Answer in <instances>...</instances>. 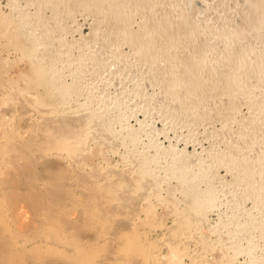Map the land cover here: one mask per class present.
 <instances>
[{"label": "bare ground", "instance_id": "1", "mask_svg": "<svg viewBox=\"0 0 264 264\" xmlns=\"http://www.w3.org/2000/svg\"><path fill=\"white\" fill-rule=\"evenodd\" d=\"M184 1L181 2L183 3L182 6L186 5L184 8H182L180 2L176 1L177 4H180L178 7H181V9L175 6L180 10L176 11V16L170 17L169 11L165 13L161 11V14H159V9L163 8L161 6L165 2L164 0H0V111H3V113L4 111L10 112L13 115L12 118L9 117L10 115L8 116L11 119L7 120L10 124L8 122L5 124L7 128L4 125V121L8 119L6 118L7 116L2 115L3 117L0 119V264H47L48 262L45 261L47 256H49L48 258L54 257L58 261V263L54 261V264H139L141 261L140 254L144 255L143 259L148 264H161L163 260L168 264H175L180 254H187V252H183L186 247L182 249V240L187 236H182L184 234L190 236L189 233L191 232L187 231L185 233L186 230H193L194 227L197 230L201 223L203 225V221L208 219L207 211L210 208H215L218 201L216 194L213 193V190H210L212 180L209 178L213 175L206 178L205 174L199 170L189 175L178 166L177 169H172L169 172L170 174L165 173V176H167L162 178L163 182L171 179L178 180V184L173 188L171 186L168 189H163L161 188V183L163 182L160 179L162 175L160 177L154 174L153 166H151L153 160L156 159V154L142 158L138 167L135 166L136 164L133 167L134 162L132 167L130 165L126 169L124 167L119 168L116 164L109 162L113 166L108 164L109 168L105 166L106 170L102 169L100 172L98 165L94 164V160L96 156L108 158L111 146L108 147L110 142L107 140L118 138L120 135L122 138L126 137L124 136L125 133L122 134L123 128L119 131L113 125L121 118L114 117L112 121H102V118L101 120L97 118L98 113L91 112L89 114L90 111L87 114L78 113L75 117L66 115L68 109L74 108V104L80 107L84 106L83 109L88 105L87 100L78 102L77 98L81 71L76 67L86 64L85 58L81 59L82 55L79 54L75 56L73 47L77 45L78 40L74 39L73 36L70 39V32L72 31L70 21H72L73 17L75 19V14H78V12L92 15L93 21L90 25L91 30L94 32L92 37L96 35L97 38L98 36L99 39L96 40L95 38V42L99 40L100 46L110 49L108 50L111 55L109 52L108 55L112 56V60L124 59L127 53L123 52V46H131L133 53H135L134 55H136L134 58L137 59V57L143 56L141 58L143 61L139 59L138 63L142 61L145 63L146 68H150L153 72L155 71L153 84L163 88L165 100L172 102L173 106L175 104L176 108H178L177 106L187 108L190 111L189 114L197 113V116L200 115V117L196 116L195 118H201V121L204 117L208 118L206 112L209 109V106L202 105L204 103H201V97L204 99L205 94L214 97L216 94H221L224 89L225 85L221 86L222 90L219 87L218 90L220 91L217 90V79L218 81L224 80L227 83L226 85L230 86H227L229 90H224L225 94H229V97L234 95L233 92L235 91L241 92L244 90L246 85L250 89V84H246L244 80V82L242 81L243 75L252 72L250 74H257L258 79L259 77L260 80L261 78L264 79V51L262 49L263 53L260 56L256 55L258 58L253 57L254 59L252 60L248 59L249 56L246 58V51L242 50L239 55L237 54L238 56L236 55V59L231 60L232 64L225 71L219 69L221 67L214 62V59L212 61L216 64H206L208 58L205 59L203 57L210 51L206 52L209 48L206 47V42V45L202 43L205 40L203 39L202 41L201 38L204 36L203 34L206 35L208 33L217 37L216 34L220 31L214 26L215 29H209V23L201 24L199 22L200 24H195L199 19L195 20V23L193 22L196 18L192 15L193 13L189 14V7L186 4L187 2L184 4ZM262 1L260 3L259 0H247L248 5L246 4V6L249 7L243 9V12L241 10L242 14L239 16H242L245 21H252L254 20L253 18L259 17L257 12L260 10H263L262 14L261 11L259 12L260 15H263L264 0ZM170 5L174 6L175 4ZM138 18L139 21H137ZM232 19L234 20L232 29L228 21L229 29H227L229 31L225 30L226 32L224 33L227 35L231 30L232 37H234V40H231L233 42L238 40L241 32H246L242 30L247 27L241 28V31H239L240 25L237 26L236 20ZM259 20H261L259 22L264 24V17L259 18ZM136 22L139 24H136ZM256 22H258V18ZM191 23L193 26L190 27ZM254 23L253 21L250 25H253L257 31L255 27L257 23L256 25ZM134 24L138 25V27L135 28ZM261 24L258 30L261 29ZM200 26L201 28L204 27L203 30H201ZM102 27H105V29ZM205 28L206 30H204ZM224 28L222 25V30ZM236 28L239 29L233 31ZM262 29H264L263 26ZM186 31H191L194 35L190 34V32L186 34ZM211 34L208 35L211 36ZM220 35L218 34V39ZM262 35H258L259 39L260 37L262 38ZM189 36L191 40L193 39L192 42H190ZM214 37L211 39L213 40ZM207 38L209 37L207 36ZM177 40L181 41L182 44L187 40V43H197L199 46L193 44L195 46L194 49L190 50L188 48V50L187 46H184L185 43L183 47L180 42L178 45ZM262 40L264 41V38ZM87 41L89 42V40ZM231 41L229 40V42ZM84 43V45L79 43L78 47L83 45L81 49L89 48L87 43ZM233 44L235 45L236 42ZM228 45L233 46L231 43ZM171 47L172 49L174 47L175 51ZM170 49L172 50L171 53H169ZM91 50L93 51L94 49ZM227 50L226 52L230 54ZM253 52L257 54L256 51L253 50ZM228 54L225 59L230 60L234 55L229 56ZM232 54H235V52ZM253 54L250 53L252 56ZM198 57L199 61L197 60ZM77 58L80 61L77 60L79 63L75 67L77 70H73L72 65ZM91 58H94V56ZM87 59L89 60V56ZM204 59L206 62H204ZM97 60L99 61L98 58L91 61L98 62ZM122 61L124 63L127 59ZM174 64H178L177 66L180 69H177ZM223 64L220 65L223 66ZM141 66H144V64ZM205 66L208 67L207 70H210L208 77L203 76ZM84 72L86 75V71ZM156 73L159 74L157 75ZM70 77L71 79H69ZM213 82L216 83L213 84ZM261 83L263 85L264 82ZM218 84L221 83L219 82ZM227 87L226 89H228ZM198 99L202 108H200L201 106L199 107V104L195 105ZM209 102L206 103L209 104ZM115 105L116 103L112 107ZM79 106L78 109L80 111ZM226 106L228 107L225 110L222 109V113H226L229 108L233 112L236 107L233 103L230 106L229 104ZM260 108L264 110V104ZM187 109L185 110L187 111ZM178 110L181 109L178 108ZM178 110L176 111L178 112ZM185 110L184 112H186ZM48 112L51 114H48ZM220 113H218V116ZM97 119L99 121L98 125L101 123L103 126L98 140L95 137L97 134L95 136L92 134L94 130L91 127L93 124L95 126L98 123ZM30 127H32L31 131H29ZM34 127L35 129H33ZM91 134L96 139L93 147H91L92 143H89V138L90 141L92 138ZM128 135L130 136L129 144L131 146L138 142V138L131 136V134ZM253 135L256 138L260 137V134L258 136L255 130L252 132ZM129 157L132 158L130 155ZM181 158L178 153H175L174 163ZM239 160V158L229 160L224 157L221 161L226 165V171L232 173V175L247 177L251 173L250 166L238 168ZM75 161L77 162L75 163ZM89 163L94 166L90 167ZM167 170L169 171V169ZM99 172L102 173L101 176H98ZM204 182L207 183V186L203 189L201 186ZM159 185L161 189H159ZM71 186H74L78 192L77 195L74 194L75 192ZM174 188L175 190H173ZM255 188L257 194H254V197L256 198V195L259 196L262 186L259 188L256 186ZM251 189L254 188L252 187ZM251 189L250 192L252 191ZM164 190L167 196L162 195ZM177 190L183 194L181 201H178V198L175 199L176 194L174 193ZM153 197L158 198V204L152 201ZM259 198L262 201L261 195ZM140 200H143L142 202H145V204L139 205L138 202ZM182 202L183 206L180 205ZM141 212L145 214L144 218L141 217ZM41 215L42 217H40ZM169 219L171 220V225H169ZM115 222L124 226L131 224L134 227L132 226L129 229V225V228L125 229L127 228L125 226L124 230H128L127 233L122 232V229L115 232L113 230ZM143 225H150L153 228L159 227L160 229L163 226L170 228L168 232L170 234H167L165 239L168 249L167 255L163 254V256H160V254L154 252L155 244L153 245V242L142 243L139 240L137 227L140 228L139 226ZM213 227L216 229L215 226ZM213 227H209L210 229L206 230L204 228L196 231V233L201 235L200 237L203 238V241L208 240L212 230L213 232H218V229L214 231ZM91 234H93L94 238H92ZM94 234L97 236L95 237ZM119 242L124 243L123 247L126 248L127 253L116 258L111 256V254H113V248L116 243L118 244ZM211 246L214 247L213 244ZM212 249L214 250V248ZM226 249L233 252H231L233 258L244 252L240 244L227 246ZM101 250V254L104 253L103 257L104 255L106 257L98 256ZM221 250L223 251V249ZM227 251L225 250L224 252L227 253ZM97 256L98 259L96 258ZM225 257L227 259L228 255ZM256 260V256L251 254L249 259L245 260L246 262H242V264H254ZM195 264L199 263L195 262Z\"/></svg>", "mask_w": 264, "mask_h": 264}, {"label": "rangeland", "instance_id": "2", "mask_svg": "<svg viewBox=\"0 0 264 264\" xmlns=\"http://www.w3.org/2000/svg\"><path fill=\"white\" fill-rule=\"evenodd\" d=\"M159 1H161V0H159ZM164 1L167 4L165 2H163V6H161V7H163L162 8L163 10L159 9V12H160L159 14H161V11L163 13L169 11L168 13H170V17L176 16V11L181 9V7H178L180 4H177L176 1L178 3L179 2L181 3L183 0L182 1L181 0H174V3H173V0H168V1L164 0ZM169 1L170 2L172 1V2L170 3ZM246 1L247 0H185L184 1V4H185V2H187L186 4L189 7V10H190L189 14L193 13L192 15L194 16V18H196V19H194V21L192 19V21L195 23V20L197 21L199 19L195 24H197V23L198 24L209 23L208 24L209 29L218 28V30L220 31L219 33L216 34L217 35V37L215 36L216 38L211 33H208L209 35L211 34V36L215 38V39L213 38V40L211 39L212 37L209 36L208 34H206V35L203 34L204 36L201 38L202 41H203V39L205 40L202 43H204L205 45L207 43L206 47H208L209 49L213 48L212 50H209V49L206 50V52L210 51L209 52L210 54L208 52L207 53L205 52L206 55L203 58L209 59V61L207 59L206 64L212 65L214 62H216L217 64H219V67H221L219 69L220 70L222 69L223 71H225L228 69V66L230 67V65L232 64L231 60L236 59V57L239 55V52H242V50L246 51V58L249 56L251 58L248 57V59H251V60L254 58H258V56H260L261 53H263L262 51H264V41L262 40V38H264V35H262V34L264 32L262 33V31H264V29H262V26L264 27V24L262 22H259V21H261V20H259V18H263L264 14L260 15L259 12L261 10L259 12H257V15H259V17H257L258 22H256L257 18L256 19L253 18L254 20H252V21H250V20L245 21V19L242 18V16L240 17L239 15L242 14L243 9H246L249 7V6H246V4L248 3ZM256 1H258V0H256ZM4 2H6V1H4ZM259 2L262 3L263 1L259 0ZM168 4H169V6H168ZM170 4H175V5L173 6ZM256 4H257V2H256ZM182 5H183V3H181V6ZM175 6L180 8V9H177ZM185 6L186 5L182 6V8H184ZM164 8H166V9L164 10ZM173 8H174V10H173ZM175 8H176V10H175ZM241 10H242V12H241ZM262 11H261V14H262ZM173 12L175 15L173 14ZM232 18H234L236 20V22L238 23L237 24L235 22L237 24V26L240 25L239 26L240 29L238 28L239 31H241V28L244 29V27L245 28L247 27L246 29L242 30V31H246V32H243V33L241 32L240 33L241 37L239 36L238 40H235L233 42L231 41L232 39L234 40V37H232L233 34L231 33V30H230V33L229 32L227 33V35H225V33H224V32H226L225 30L229 29L228 21L230 22L229 26H231L230 28L232 29V23H234V20ZM188 19L191 20L190 18H188ZM208 19H209V21H208ZM92 21H93L92 15H90V14L86 15L85 12L84 13L78 12V14L76 13L75 19L73 17L72 21H70V23L72 24V31L70 32V39L74 37V39L78 40L77 45H75L73 47L74 48V54H75V56H76V54L82 55V58L81 57L80 58L81 59L85 58L84 61L86 63L84 65L82 64L81 67H76L79 64L78 61H80L77 58L74 61V64L72 65L73 70L78 69L81 71L80 77H79L80 80L78 81L80 87L78 90V94H77L78 97L77 98H78V102H85V100H87L88 105H86L85 109H83L84 106L80 107L79 105L74 104V108L68 109L66 112V115H68V116L71 115V117L72 116L75 117V115L76 114L78 115V113L79 114H82V113L87 114L90 111L89 114L91 112H95L96 114L98 113L97 118L98 119L100 118L99 120H101V118H102V121H108V120L112 121L114 119V117L115 118L116 117L121 118V120H119L120 123H118L119 122L118 121L117 123H115L113 125H114V128L119 130V131L121 130V128H123L124 130H122V132H123L122 134L125 133L124 136H126V137L122 138L120 135L118 138H110L111 139L110 141L107 140L108 142H110L108 147L111 146L110 151L108 149V151H109L108 152L109 156L107 158L108 161H107L106 157H104V156L103 157L105 159L102 156H98V157L96 156L95 160H94V164L98 165V170L101 172L102 169L106 170V167L109 168V166L111 165V164H109V162H111L112 164H116L117 167H119V168L124 167L125 169L129 168L130 165H131L130 167H132V163L134 162L133 167H135V166L138 167V165L140 164V160H142V158H145V156L150 157L151 155L156 154L155 155L156 159L153 160V162L151 163V166H153L154 174H156L160 177L162 175V177L160 178L162 180V182H163L162 178H163V176H165V173L170 174L169 172L172 171V169L173 170L177 169L178 166L180 167L181 170L185 171V173H187L189 175L192 174L194 171H197V170L203 172V174H205L206 178H209L210 175H213L214 178H213V176L211 178H209L212 180V182L210 183L212 185V187L210 184L209 185L211 187L210 190H213V193H215L217 196L218 201L216 202V206H215V208H210L211 210L209 209L207 211L208 212L207 213L208 219H205V221H203V225H201L202 224L201 223L199 225V228H197V230H195V227L193 228L194 232L192 229L186 230L185 233H187V231L191 232V233H189L190 236H188V234L187 235L184 234V236H182V237L187 236L190 238V239L189 238L186 239L187 238L186 237L185 239L182 240V243L184 245V246L182 245V249L184 247H186L185 249H183V252H187V254L186 255L180 254L178 256V260L175 262V264H195V262L196 263L198 262L199 264H242V262H246L249 259L251 254H252V256L254 255L257 258V260L254 264H264V110H262L260 108L261 105L264 104V83H263V85L261 83V82H264V79L261 78V80H263V81H261L260 77H259V79L257 78L258 77L257 74L256 75L254 73H253L254 75L250 74L252 72L243 75L244 79L241 75L242 81L244 80V81H246L245 82L246 84L247 83L250 84V85L248 84L250 86V89L247 88V85L245 86L247 89L244 88V90L246 89V91H248L250 94L248 92H247L248 93L247 94L246 91H244V90H242L241 92L235 91V92H233L234 95H232L231 97H229V94H225L226 92L224 91V90H229L230 86L226 85L227 83L224 80L218 81V79H217V82L221 83V84L217 83V86H216L217 90H218V87L221 88V86L223 87L225 85L223 87L224 89L223 88L220 89V90L223 89L221 94L222 95L225 94V95L222 96L221 94H216V96L213 97L212 95L209 96V95L205 94L204 99H203V97H201L203 99V101L201 99V103H204L202 105H206V107L209 106L208 107L209 109L206 112L208 114V118L203 116L204 119L202 118V121H201V118H199L200 120L195 118L198 115L197 113H195L196 115L193 113L189 114L190 111H188L187 108H184L182 106H177L179 109H181V110H178V108H176L175 104L173 106L172 102H170L168 99H167L168 101L165 100L166 97H164L165 94H164L163 88L153 84V74L155 75V71L153 72V71H151L150 68L145 67V63L142 62L143 60L141 59V58H143L142 55H141L142 57H140V58L139 57H137V59L134 58V56L136 57V55H134L135 53H133L134 51H132L133 48L131 46H123V48H122V49H124L123 52L127 53L126 56L124 54V56H125L124 59L125 60L127 59V61H124V63H123V61L121 62V60H124V59H113L112 60V56H110L111 53L109 51L110 49L107 47L105 48L104 46H100L99 40H98L99 42L98 41L95 42L96 35H95V37H92V36H94V32L90 28ZM137 21H139V18ZM206 21H208V22H206ZM253 21L255 22L254 25H256V23H257V26H259V27L255 26L258 32L255 30L253 25H250V23L252 24ZM211 22H212V24H211ZM259 23L260 24L262 23L261 24L262 26L260 29L261 31L258 30L260 28ZM136 24H139V23L136 22ZM136 24H134L135 28L138 27V25H136ZM226 24H227V26L225 27ZM222 25H223V28L225 27L223 30H222ZM191 26H193V24L190 25V27ZM76 27H77V29H76ZM102 28L105 29V27H102ZM200 28H201V26H200ZM203 28L204 27H202L201 30H203ZM238 29L237 28L233 29V31L234 30L236 31ZM89 30H90V32H89ZM198 30H200V29H198ZM204 30H206V28ZM189 32H190V34L191 33L193 34V32H191V31H188V32L186 31V34L187 33L189 34ZM196 32H198V31H196ZM218 34H221L220 38H219L220 41L218 39V37H219ZM254 35H256L257 37ZM258 35L259 36L262 35V38L260 37L261 40L259 39ZM207 36L209 38L206 39ZM230 37H232V38H230ZM169 38H171V37H169ZM188 38H189V40H191L190 36ZM97 39H99L98 36H97L96 40ZM172 39H170V40H172ZM83 40H85V41H83ZM87 40H89V42ZM207 40H209V41H207ZM229 40L231 42H229ZM177 41H178V45H179V42L181 43V41H179V40H177ZM192 41H193V39L190 42H192ZM84 42L87 43V46H89L90 49L88 47H86L88 49H86V48L81 49V48H83V45L85 44ZM190 42L187 43V40L183 42V44L185 43L184 46L185 47L187 46V49L189 48L191 50V49H194V47L196 45L199 46V44L193 43L195 45L194 46ZM225 42L227 45L225 44ZM235 42H236V44L234 45L233 43H235ZM237 42H238V44H237ZM79 43H81V44L83 43V45L78 47ZM174 43L176 44V42H174ZM212 43H213V46H212ZM230 43L233 46L228 45ZM183 44H182V46H183ZM188 44H190V46H188ZM97 45H99V46H97ZM191 45H193V46H191ZM200 45H201V42H200ZM175 46L178 47L177 45H175ZM174 47H173V49L171 47V49L174 50L175 49ZM252 47H253V49H252ZM78 48H80V49H78ZM223 48H224V50H223ZM227 48H228V50H227ZM245 48H247V49L245 50ZM91 49H94L95 51L94 50L92 51ZM171 49L169 50V53H171V51H172ZM261 49H262V51H261ZM226 50L229 51L230 54H228L226 52ZM249 50L250 51L252 50V51L250 52ZM253 50L256 51L257 54H255L253 52ZM90 51H92V52H90ZM101 51H102V54H101ZM93 52H94V54H93ZM108 52L110 53V55H108L109 54ZM231 52L232 53L235 52V54H232ZM84 53H88V54H84ZM250 53H252V54L254 53L253 56L250 55ZM227 54L229 56L230 55H234V56L231 57L230 60H228V59H225V56ZM79 55H77V56L79 57ZM85 55H86V57H85ZM256 55H258V56L256 57ZM88 56H89V60L87 59ZM93 56H94V58H91ZM98 56H102L103 58L98 57ZM218 56H219V59H218ZM96 57L99 59V61L97 60L98 62L91 61L92 59H97ZM126 57H128V58H126ZM110 59H111V61H110ZM139 59H141L142 61H140L138 63ZM205 59H204V62H206ZM213 59H214V62L212 61ZM197 60L198 61L200 60L199 57ZM224 60H226V61H224ZM227 60H228V62H227ZM88 61H90V62H88ZM218 61H220V62L218 63ZM223 62H224V64H223ZM99 63H100V65H99ZM141 63H143L144 66H141V65H143ZM216 63H214V64H216ZM101 64H103V65H101ZM220 64H223V66ZM174 65H175V67H177V69H180L179 66H177L178 64L177 65L174 64ZM146 66L148 67V65H146ZM106 67H107V69H106ZM181 68H183V67H181ZM204 68H205L203 71L204 75L203 74L202 75L204 77H208L210 70L209 69L207 70V68H208L207 66H205ZM83 70L86 71V75L84 74L85 72ZM148 71H150L151 74H150V72L147 73ZM91 73H92V75H91ZM83 75H85V76H83ZM150 76H152V77L150 78ZM69 79H71V77ZM143 81H144V83H143ZM214 83H216V82H213V84ZM227 86H229V87H227ZM93 87H95V88H93ZM226 87L228 89H226ZM87 88L89 91L87 90ZM220 90H218V91H220ZM209 97H210V99H209ZM206 98H208V100L205 101ZM220 98H221V101H220ZM197 101H198V103H197ZM197 101H196L195 105H198L200 102L199 99ZM208 101H210L209 104L206 103ZM117 102H120V103L117 104ZM115 103H116V105H115L116 108H115V106L112 107L113 104H115ZM231 103H233L236 106L235 110H233V112H232V109L229 108L228 109L229 111L226 110V113H222V111L228 107L226 105L229 104V106H230ZM236 103H237V105H236ZM119 104H121L122 106ZM202 105L199 104V107L201 106L200 108H202ZM78 106L80 108V111L78 109ZM87 106H89V107H87ZM75 107H76V109H75ZM120 107H121V109H120ZM180 107H182V108H180ZM210 108H212V109L210 110ZM74 109H75V111H74ZM86 109H88V110H86ZM183 109L184 110L187 109V111L185 110L187 113L184 112ZM218 109H219V111H218ZM176 110H178V112ZM189 110H192V109H189ZM220 111H221V113H220ZM211 112H212V114H210ZM49 113L50 112H48V114ZM51 113H52V111H51ZM184 113H186V114H184ZM218 113H220L219 116H218ZM2 115H4L5 117L7 116L6 118H8V119H6V121H4V125L6 124V122H8L10 124V122L7 120H10L13 117V115L10 114V112L8 113V112L4 111V113H3V111H0V119H1V117H3ZM8 116L11 118L9 119ZM210 116L212 117V119ZM213 116H215V117H213ZM197 117H200V115ZM209 117H210V119H209ZM244 117H245V119H244ZM98 119H97V121H98ZM197 120H199V121H197ZM98 124H99V121L97 124H95V126H94V124L91 126L94 130V131L92 130L94 132V133L92 132V134L94 136H95V134L98 135V136L97 135L95 136L97 140L101 136V132L103 130L102 124L100 123L101 126ZM7 126H9V125L7 124ZM5 128H7L6 125H5ZM33 129H35V127ZM31 130H32V127H30L29 131H31ZM97 130H99V131H97ZM254 130L257 131L258 136L260 134V137L256 138V137H254V135L252 136V132ZM128 134H131V136L138 138V140H137L138 142L136 144H132V146H131L129 144L130 136ZM93 135H92L91 141L89 138V143H92L91 147H93L95 142H96V139ZM249 136H250V138H249ZM251 136H252V138H251ZM241 138H242V141H241ZM108 142H107V145H108ZM157 143H158V145H157ZM250 148H252V149H250ZM141 153H143V154L140 155ZM175 153L176 154L178 153L182 157L176 163H174V161H173V159L175 157ZM129 155L132 156V158H130ZM224 157H227L229 160L232 158H239L240 160L238 162V168H240L241 166L244 167V166L249 165L251 173H249L247 175V177H244V178L241 176L237 177V176L232 175V173L226 171L227 170V169H225L226 165L223 164L224 162L222 163V161H221V160H223ZM100 158H102V159H100ZM122 158H123V160H122ZM133 158H134V160H133ZM96 160L98 163L96 162ZM136 160H137V162H136ZM76 162L77 161H75V163ZM198 162H200V163H198ZM126 163H127V166H126ZM77 164H76V166H78ZM108 164H109V166H108ZM89 166L92 167L94 165L93 164L91 165L89 163ZM111 166H113V165H111ZM86 167H88V166H86ZM165 168L169 169V171ZM101 175H102V173H100L98 176H101ZM169 177H171V176L169 175ZM176 184H178V180H175V179H171L170 181L167 180V181H164L163 183H161V186H162L161 188H163V189L167 188L168 189V187L170 188L171 186H172L171 188H173L176 186ZM258 185H259V187L262 186V188H260V191H259L260 194L258 193L259 196L261 195L262 201H260V198L257 195H256V198L254 197L255 196L254 194H257V192L255 191V189H256L255 187L257 186V188H259ZM206 186H207V183L204 182L201 187L204 189ZM252 187L254 189H251ZM161 188L159 185V189H161ZM250 189L252 190L251 191L252 193L250 192ZM72 190L75 192L74 194H76V195L78 194V192L75 190L74 186L72 187ZM173 190H175V188ZM253 191H255V192L253 193ZM249 192L253 195H251ZM174 194H176L175 199L178 198V201L182 200L181 198H183V194H181L178 190ZM162 195L167 196L165 190L162 191ZM262 195H263V197H262ZM157 200H158L157 197L152 198V201H154V203L158 204L159 201L157 202ZM142 201L143 200H140L138 202L139 205L145 204V202H142ZM182 204H183V202L180 205L183 206ZM212 210H213V212H212ZM140 215H142L141 216L142 218L145 217V214L143 212H141ZM40 217H42V215ZM171 220H172V218H171ZM171 220L169 221V225L172 224ZM208 225H210V226H208ZM125 226L115 222L113 224V230H115V232H118L119 230L122 229V232L127 233L128 230H126V231L124 230ZM132 226L133 225L128 224L126 226L127 228H125V229H128V228L131 229ZM213 226H215L216 229ZM139 227L140 228L137 227L138 238L142 243L153 242V245L155 244V247L153 248L154 252H156L157 254H160V256H163V254H166V255L168 254V252H167L168 249H167V245L165 243V239H166L167 234H170V233H168L170 228H167V226H163V227H161V229L159 227L153 228V226L151 227L150 225H146V226L143 225V226H139ZM209 227L210 228L213 227L215 229L214 231H216L218 229V232L217 231L213 232V230H212L211 234H209L210 237L208 236L209 238L207 237L208 240L206 239L205 240L206 242H205V241H203V238L200 237L201 235L199 233H196V231L203 230L204 228H205L204 230L210 229ZM89 235H90V233H89ZM91 235H92V238H94L93 234H91ZM94 236L96 237L97 235L94 234ZM197 236H198V238H197ZM89 239H90V237H89ZM209 244L210 245L213 244L214 247L213 246L210 247ZM233 244H237V245L240 244L241 249L244 250V252H242V254L235 256L234 257L235 259L231 256L232 251H230L229 249H226L227 246L230 247V245H233ZM123 246H124V243H120V242L118 244L116 243L115 247L113 248V252H112L113 254L115 253V255L110 253L111 256H115L117 258V256L121 257V256L125 255L127 252H126V248H124ZM215 246H216V249H215ZM220 246H222L223 248L222 247L220 248ZM212 248H214V250ZM221 249H223V251ZM225 250L226 251L228 250L227 253L224 252ZM101 252H102V250L100 251V253H98L99 257L101 255H102L101 257H103L104 253L101 254ZM105 253H107V252H105ZM227 255H228V257L226 259L225 256H227ZM98 256L96 257L97 259H98ZM48 257L49 256H47V258L45 260L46 262H48L47 264H54L55 262L58 263V261L56 259H54V257H50L51 259ZM104 257H106V256L104 255ZM143 257H144V255L140 254L141 261L139 264H148V263H146L147 261H145L143 259ZM161 264H168V263L163 260V261H161Z\"/></svg>", "mask_w": 264, "mask_h": 264}]
</instances>
